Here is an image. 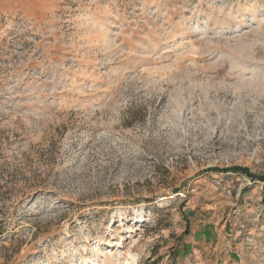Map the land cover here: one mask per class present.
I'll return each mask as SVG.
<instances>
[{
  "label": "rangeland",
  "instance_id": "374dc122",
  "mask_svg": "<svg viewBox=\"0 0 264 264\" xmlns=\"http://www.w3.org/2000/svg\"><path fill=\"white\" fill-rule=\"evenodd\" d=\"M264 0H0V264H264Z\"/></svg>",
  "mask_w": 264,
  "mask_h": 264
},
{
  "label": "trees",
  "instance_id": "16d2710c",
  "mask_svg": "<svg viewBox=\"0 0 264 264\" xmlns=\"http://www.w3.org/2000/svg\"><path fill=\"white\" fill-rule=\"evenodd\" d=\"M225 172L244 173V174H246L248 177H250L252 180H258V181H261V182L264 183V176H262V177H258V178H255V177H253L252 175H250L246 169L233 168V170H226Z\"/></svg>",
  "mask_w": 264,
  "mask_h": 264
},
{
  "label": "bare ground",
  "instance_id": "6f19581e",
  "mask_svg": "<svg viewBox=\"0 0 264 264\" xmlns=\"http://www.w3.org/2000/svg\"><path fill=\"white\" fill-rule=\"evenodd\" d=\"M129 257H130L131 261H134V257H132V256H129ZM131 261L127 260L123 264H132Z\"/></svg>",
  "mask_w": 264,
  "mask_h": 264
}]
</instances>
